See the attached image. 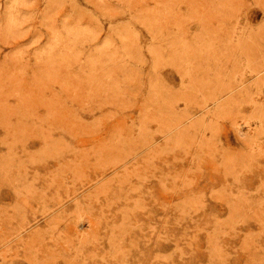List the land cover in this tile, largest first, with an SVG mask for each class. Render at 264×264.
Listing matches in <instances>:
<instances>
[{
    "label": "rangeland",
    "instance_id": "obj_1",
    "mask_svg": "<svg viewBox=\"0 0 264 264\" xmlns=\"http://www.w3.org/2000/svg\"><path fill=\"white\" fill-rule=\"evenodd\" d=\"M0 264H264V0H0Z\"/></svg>",
    "mask_w": 264,
    "mask_h": 264
},
{
    "label": "bare ground",
    "instance_id": "obj_2",
    "mask_svg": "<svg viewBox=\"0 0 264 264\" xmlns=\"http://www.w3.org/2000/svg\"><path fill=\"white\" fill-rule=\"evenodd\" d=\"M237 79V78H236Z\"/></svg>",
    "mask_w": 264,
    "mask_h": 264
}]
</instances>
